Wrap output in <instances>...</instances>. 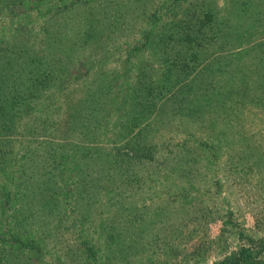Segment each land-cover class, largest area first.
<instances>
[{
  "label": "rangeland",
  "instance_id": "obj_1",
  "mask_svg": "<svg viewBox=\"0 0 264 264\" xmlns=\"http://www.w3.org/2000/svg\"><path fill=\"white\" fill-rule=\"evenodd\" d=\"M200 1L181 0L172 7L173 0H14L8 3L12 10L0 21V38L10 37L16 27H22L34 37L33 51L43 55L41 37L47 30L54 31L45 27L49 16L60 10L64 17L76 16L64 34L81 37L74 43L81 53L75 54L73 63L64 59V72H59L64 75V95L81 99L86 83L106 77L112 84L109 98L120 104V93L133 95L129 88L144 74L159 85L176 82L178 77L163 69L161 45L155 42L164 29L175 31L173 21L187 19ZM210 1L221 16L232 8L233 0ZM90 5L95 7L94 17L89 15ZM101 5L109 8L97 10ZM87 18L94 23V33L112 23L117 29L116 38L110 37L102 53L97 33L87 44L83 42L86 27L81 21ZM68 37L64 39L71 43ZM146 38L147 46L137 50ZM49 94L59 96L60 92L53 88ZM177 99L170 102L176 110L164 107L159 116L150 118L153 123L158 120L146 140L156 150L148 160L154 161L152 168L159 164L161 170L145 174L141 182L121 194L101 190L96 194L87 186L85 191L77 190L74 182L83 185L84 178L97 176L96 172H86L87 160L76 169L70 161H62L59 169L63 172L52 181L60 187L59 197L64 196L59 206L64 210L59 226L64 233L55 243L48 236L41 239L35 235L31 245L23 244L25 234L13 224L21 203L16 199L15 183L23 159L0 171V203L4 205L0 264H215L236 254L240 247L257 249L258 244L252 246L248 239L264 240V109L248 104L226 116L221 112L204 115L191 124ZM111 109L106 130L116 131ZM103 141L99 149L115 146L111 134ZM123 144L121 141L118 146ZM247 146L249 159H238ZM178 154L182 159H177ZM40 207L36 205V209ZM113 218L125 227L110 226ZM130 243L135 244L133 250L128 248ZM91 245L99 247L96 263L90 255ZM117 247L120 249L109 251ZM257 261L264 264V251Z\"/></svg>",
  "mask_w": 264,
  "mask_h": 264
},
{
  "label": "trees",
  "instance_id": "obj_2",
  "mask_svg": "<svg viewBox=\"0 0 264 264\" xmlns=\"http://www.w3.org/2000/svg\"><path fill=\"white\" fill-rule=\"evenodd\" d=\"M179 1L173 0L171 6L175 7L174 3ZM9 2L14 0H0L3 16L0 21L12 10ZM230 6L227 15L221 16L210 0H201L186 15L187 19L174 20L175 31L164 29L155 43L161 45L159 58L164 63L163 69L178 79L159 85L144 74L129 88L133 95L118 94L120 104L109 98L112 84L106 77L86 83L81 99L64 95V75L59 74L64 72V59L73 63L77 60L73 58L75 54L81 53L74 45L80 36H69L71 43L64 39L68 37L65 30L72 25V18L78 19L76 16L64 17V10L49 16L45 27H53L54 31L47 30L41 37L45 44L43 55L33 51L34 37L22 27H16L10 37L0 38V171L23 159L15 183L16 199L21 203L13 224L16 230L24 232V245H31L35 235L41 239L48 236L55 243L64 233L59 227L64 218V210L59 207L64 196L59 197V186L52 182L63 172L59 169L62 161H70L76 169L87 160L86 172H96L97 176L84 178L83 185L78 180L74 182L77 190L85 191L87 186L96 194L100 190L121 194L132 188L131 184L141 182L145 174L161 170L159 164L152 168L154 161L148 160L156 150L146 140L158 120L153 123L150 118L159 116L164 107L176 110L178 107L170 103L175 98H179V109L187 112L185 116L191 118V124L204 115L221 112L226 116L248 104L264 109V0H233ZM104 7L101 5L97 10L109 8ZM88 9L94 17L95 7L90 5ZM81 23L86 27L82 31L83 42L87 44L97 33L101 53L110 37L116 38L113 23L106 26L108 29H96L95 33L91 18ZM146 46L147 38L136 49ZM53 88L60 92L59 96L47 95ZM109 109L116 117V131L106 130L110 123ZM109 134L115 146L99 149V143L107 141ZM121 141L125 145L118 146ZM100 154L104 158L100 159ZM250 154L249 146L243 147L238 159H249ZM177 159H182L180 154ZM36 205L42 207L36 209ZM3 208L0 203V214ZM109 225L116 229L125 227L114 218ZM248 243L258 244V248L240 247L236 254L215 264H259L257 258L264 251V240L255 242L249 238ZM132 244L128 248L133 250ZM89 251L96 263L99 247L91 245Z\"/></svg>",
  "mask_w": 264,
  "mask_h": 264
}]
</instances>
